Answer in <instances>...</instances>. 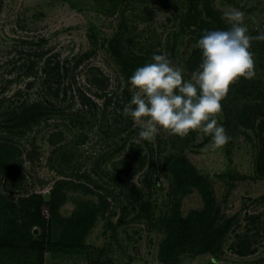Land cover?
<instances>
[{"label": "rangeland", "instance_id": "obj_1", "mask_svg": "<svg viewBox=\"0 0 264 264\" xmlns=\"http://www.w3.org/2000/svg\"><path fill=\"white\" fill-rule=\"evenodd\" d=\"M235 10L250 36L264 32V0H0V208L14 205L0 209V264H264V175L256 172L264 40H251L255 76L230 83L221 101L226 144L213 146L199 130L161 129L148 141L122 115L138 62L129 58L166 54L189 79L203 30L229 28ZM187 12L197 13L189 25ZM176 158L205 179L229 229L219 251L164 263L172 201L181 199L182 215L202 206L194 190L183 198L175 189ZM56 188L54 207L39 199ZM33 212L27 244L7 237L11 218L20 224ZM241 240L243 254L234 251Z\"/></svg>", "mask_w": 264, "mask_h": 264}, {"label": "clouds", "instance_id": "obj_2", "mask_svg": "<svg viewBox=\"0 0 264 264\" xmlns=\"http://www.w3.org/2000/svg\"><path fill=\"white\" fill-rule=\"evenodd\" d=\"M243 11L235 10L227 29H204L196 41L201 62L191 78L163 53H153L128 78L131 99L122 115L131 117L140 127L139 136L152 141L161 129L185 137L199 130L219 147L230 140L223 124L216 118L222 113L221 101L229 85L239 77L255 76L251 40H264V32L252 37L244 23Z\"/></svg>", "mask_w": 264, "mask_h": 264}, {"label": "trees", "instance_id": "obj_3", "mask_svg": "<svg viewBox=\"0 0 264 264\" xmlns=\"http://www.w3.org/2000/svg\"><path fill=\"white\" fill-rule=\"evenodd\" d=\"M185 16H188L187 25L190 24L191 18L195 20L196 14H190L187 12ZM216 20V18L214 19ZM207 23H201L200 29ZM119 43V40L115 44ZM114 44V45H115ZM130 61H138L135 65V69L138 66H142L144 63L148 62L149 59L146 56L138 55V57ZM131 66V65H130ZM131 74V73H129ZM257 135L259 137V150L256 157V172L259 175H264V117L259 121L257 125ZM1 151L2 155L8 154L9 149L5 146ZM6 162V157L3 160ZM171 172L174 174L175 179V189L177 192L182 194V197L194 190L200 197L202 206L198 209H191L187 211L185 215L181 214V199L177 198L172 201V208L170 213L166 216L165 226H167L166 235L160 243L159 246V258L164 263H172L174 259L181 253L186 251H208L215 253L221 248V240L225 232L229 229V222L220 224L218 220V208L215 203V198L212 190L209 188L205 179L199 174H197L189 164L183 158H176L172 161L170 166ZM62 193L59 188L54 189L51 193L44 194L39 199H42L50 207H54L55 203L61 200ZM52 205V206H51ZM143 205V204H142ZM141 205V207H143ZM2 207L13 209L14 205L10 202H5ZM0 208V209H1ZM3 208V209H4ZM1 211V210H0ZM30 220H25L23 223L17 224L16 219L10 220L12 224L11 227L6 229L7 237L10 236L12 240H16L18 243L27 244L31 238L29 232H27L23 226L26 222L33 223L37 222L38 215L31 214ZM85 221L77 224L80 226L82 231L88 226L89 222L93 218V214H88L84 217ZM79 239V238H77ZM79 241V240H78ZM71 249H79L81 245L78 242L72 243L71 239H68ZM247 242L245 240L239 241L236 250L239 254H243L247 249ZM42 251L40 250V258L42 262ZM70 262V261H69ZM57 264V263H53ZM62 264H78V263H62ZM79 264H91L90 262L79 263Z\"/></svg>", "mask_w": 264, "mask_h": 264}]
</instances>
